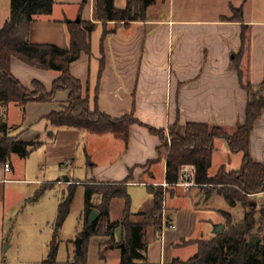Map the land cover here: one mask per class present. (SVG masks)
<instances>
[{"label": "crops", "instance_id": "obj_1", "mask_svg": "<svg viewBox=\"0 0 264 264\" xmlns=\"http://www.w3.org/2000/svg\"><path fill=\"white\" fill-rule=\"evenodd\" d=\"M245 1L226 0L222 8L212 10L204 4L200 7L194 0H155L147 6L144 20L129 23L112 20L106 25L96 21L90 34V53L81 51L69 69L81 81L92 108L97 106L112 117L133 114L141 122L130 125L127 141L111 132L96 133L51 123L47 115L67 104V89L57 90L50 100H30L24 107L15 102H0V115L11 127L12 135L36 142L29 157L12 153L10 170L5 169V162H0V264H45L54 222L51 234L41 239L27 237L26 245L21 246L18 253L16 249L15 255H8L16 243L13 238L17 225L7 227L6 220L10 210L18 211L20 200L26 194L30 198L31 192L37 193L46 184L45 189L58 184L68 188L81 185L85 190L89 183L127 180L130 212L137 221L143 219L138 213L152 204L153 196L147 184L167 187L161 229L147 227L148 264H170L174 258L186 260L197 251L196 239H209L215 234L214 228L207 237L198 229L201 197H210L214 188L195 183L191 165L181 169L178 182L168 185L166 151L163 150L159 158L160 138L147 126L163 128L168 134L169 124L177 121V130L183 133L186 122L197 121L220 125L231 133L238 124L244 123L248 92L242 82L256 84L264 80V44L258 43L263 32L256 26L263 25L256 24L263 21L245 14ZM114 3L122 8L127 0H114ZM93 7L94 0H54L51 13L36 15L31 21L30 41L68 48V22L77 18L93 20ZM239 7L241 16L236 11ZM9 14L10 0H0V27ZM105 28L110 31L101 40ZM241 46L244 50L237 57ZM101 47L104 59L100 72ZM10 67L15 77L29 88L33 87V80H38L50 90L60 74L58 70L29 65L17 57L11 58ZM232 152L226 139L217 137L211 164L216 153L229 158V163L239 155L234 169L228 168L226 163L220 165L227 171L238 169L243 152ZM81 153L88 158L84 167L76 164ZM249 153L254 160L264 162V107L250 133ZM32 156L35 160L29 163ZM19 157L25 161L24 168ZM67 159L71 163L64 170ZM34 162L39 167V175L32 172ZM220 166L212 171L210 165L208 174L214 175ZM186 170L189 175L184 178ZM186 179L192 183L184 184ZM259 194L262 193L250 197ZM185 198L192 201L190 206L183 202ZM93 201L101 202V195L95 194ZM124 207L122 197L112 198L110 219H121ZM226 220L222 222L224 226ZM78 221L81 228L75 230L76 237L84 228L83 213ZM34 226L38 229L42 225L35 222ZM60 230L56 259L49 264H83L76 261V238L60 239ZM38 232L32 231L33 234ZM257 234L264 238L263 231ZM122 236V226L117 225L116 241ZM108 238L103 232L88 239L84 264H120V247L107 246Z\"/></svg>", "mask_w": 264, "mask_h": 264}, {"label": "trees", "instance_id": "obj_2", "mask_svg": "<svg viewBox=\"0 0 264 264\" xmlns=\"http://www.w3.org/2000/svg\"><path fill=\"white\" fill-rule=\"evenodd\" d=\"M155 0H127L124 7L115 6L114 0H94L93 20H70L69 47L62 48L54 43H36L29 39L30 23L39 14H49L53 9L54 0H10V14L0 27V102H15L24 107L30 100H50L59 89L68 90L67 104L60 110L51 111L47 118L57 126H72L83 128L90 132H111L127 141L129 127L132 123H141L133 114L112 117L101 111L97 106L91 107L89 96L84 93L81 81L71 74L69 65L81 51L90 53V34L96 21L129 23L144 20L147 16V6ZM242 15L241 7L236 8ZM237 15V16H238ZM110 30L105 28L101 40ZM244 37V31L242 32ZM241 46L237 57L242 54ZM100 57V72L103 68V47ZM12 57L23 62L45 69L60 71L53 80L50 90L38 80H33V87H26L11 71ZM236 59V58H235ZM238 66L237 59L235 60ZM242 77V72L239 70ZM247 89L245 121L238 124L233 132L224 127L206 122L188 121L183 133L177 130L178 122L165 129L147 126L149 131L160 138L158 146L159 158L166 151L165 180L168 185L179 181L181 169L191 165L194 170V181L208 189H217L233 206L242 202L245 209L240 220L234 221L231 214L224 212L227 217L222 230L209 239H196L197 251L186 260L174 258L170 264H264V238L256 244H250V235L261 233L264 226V162L254 160L249 153V139L255 120L264 107V80L259 83L243 81ZM10 126L0 115V162H9L12 153L27 157L35 147L34 141H23L17 135H9ZM225 138L231 151H242L243 159L238 169L227 171L222 165L214 175L208 174L215 139ZM126 181L119 183H89L84 191V228L79 232L82 237L81 248L76 252V261L85 263L88 239L95 234L103 233L109 236L107 246L120 247V264H148L146 258V233L149 225L156 231L161 229L163 220V202L167 187L147 184L152 193V204L138 214L142 220H134L130 212V196L127 192ZM48 184L39 189L38 196ZM75 185L69 186L66 194L58 204L57 216L54 220V232L49 242V251L44 261L49 264L56 259L59 230L69 211ZM263 194V202L257 208L249 201L250 195ZM101 195V202L95 203L93 196ZM114 197L125 200L124 213L121 219L111 220L109 217L110 201ZM100 212L97 219L87 226L92 208ZM257 213L259 216H257ZM121 225L123 236L120 241L115 239V228Z\"/></svg>", "mask_w": 264, "mask_h": 264}, {"label": "rangeland", "instance_id": "obj_3", "mask_svg": "<svg viewBox=\"0 0 264 264\" xmlns=\"http://www.w3.org/2000/svg\"><path fill=\"white\" fill-rule=\"evenodd\" d=\"M226 0H211L210 4L207 3V0H194L195 3H199L198 5H206L211 6V9H219L225 5ZM197 5V6H198ZM243 8L245 14L256 21H263L258 22L256 24H263V25H256L257 27H261L263 36L259 37V44H264V0H246L243 4ZM211 11V10H210ZM263 26V28H262ZM2 117V116H1ZM3 118V117H2ZM2 133L0 132V136ZM9 135H12L11 130H9ZM83 151L80 149V152ZM237 152H232L231 154H236ZM82 154V155H81ZM77 159V166L84 167L88 158L86 157L85 153H81ZM230 154V153H229ZM241 154V152H238ZM234 156V155H232ZM29 157V156H28ZM20 158V157H19ZM35 157L32 156L30 161H34ZM239 155L234 157L233 161L229 163V158H225V156L218 155L217 153L214 156L213 162L211 164V170L214 171L220 166L222 163H226L227 167L230 169H234L237 167V160ZM20 165L23 167L24 162L22 158H20ZM239 164V163H238ZM240 164L238 165V167ZM24 168V167H23ZM21 168V169H23ZM33 173H39V167L37 162H34V165L31 167ZM158 167V171H159ZM40 171H43L40 169ZM184 178L189 175V171H184ZM39 175V174H38ZM53 175V174H52ZM62 176V175H61ZM57 177V176H56ZM55 179V178H52ZM34 186V184H31ZM63 190L65 192H63ZM33 191V190H32ZM69 188L65 185L55 184L49 188L45 189V192L41 195L36 197V193L33 191L29 195L30 198L25 197L20 200L18 205V211L10 210L7 216V227L11 226L13 223L17 225L16 231L14 234L13 240L16 241L14 247L10 248L7 252L8 255H15L16 249L17 253L21 246L26 245L25 239L27 237H37L42 238L45 235L51 234V225L54 222L57 212H58V200L62 198V196L68 194ZM84 188L83 186L79 185L75 188L73 199L70 206V211L62 225L60 230V239L65 238H76V234L74 236L75 230H79L81 228L80 224H78V218L81 214H84ZM27 197V199H26ZM251 204L255 205L257 208L260 207V204L263 202V194L253 195L249 198ZM184 203L191 205L192 201L190 198H185L183 200ZM199 212H200V220L198 229L201 232H204V235L210 234L211 230L214 228V225L217 223H222L227 219L224 212L227 211L231 214L234 221L240 220L244 215V207L241 201H238L235 205L231 206L228 204L224 196L217 190L214 189L211 196L205 198L204 195L201 197V202L199 204ZM115 213V211L113 212ZM257 216L259 214L257 213ZM35 222L41 224L40 228H36ZM38 230V233H32V231ZM263 234H264V226H263ZM263 238L261 237V240ZM19 246V248H15V246ZM16 253V254H17ZM64 255V254H63Z\"/></svg>", "mask_w": 264, "mask_h": 264}, {"label": "water", "instance_id": "obj_4", "mask_svg": "<svg viewBox=\"0 0 264 264\" xmlns=\"http://www.w3.org/2000/svg\"><path fill=\"white\" fill-rule=\"evenodd\" d=\"M79 18L76 19V21H78ZM100 212L97 208H92L88 217V223L86 227H89L90 225H92V223L97 219V217L99 216ZM224 227L223 223H217L214 226V232H218L220 230H222ZM261 240V236L257 233H254L250 236V240L249 243L252 244H256L257 242H259ZM81 242H82V237L80 235H78L75 239V244H76V252H78L81 248Z\"/></svg>", "mask_w": 264, "mask_h": 264}, {"label": "built area", "instance_id": "obj_5", "mask_svg": "<svg viewBox=\"0 0 264 264\" xmlns=\"http://www.w3.org/2000/svg\"><path fill=\"white\" fill-rule=\"evenodd\" d=\"M70 163H71V160H70V159H67V160L65 161V164L63 165V169H64V170H67L68 167H69V165H70ZM4 167H5L6 170H10V168H11V167H10V163H9L8 161L5 162V163H4ZM183 183L188 185V184L192 183V181L186 179V180L183 181Z\"/></svg>", "mask_w": 264, "mask_h": 264}]
</instances>
